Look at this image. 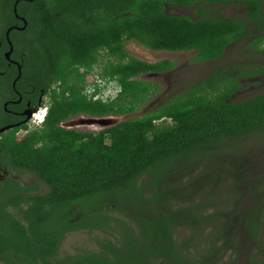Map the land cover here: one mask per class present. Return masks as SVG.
Segmentation results:
<instances>
[{
  "label": "trees",
  "instance_id": "16d2710c",
  "mask_svg": "<svg viewBox=\"0 0 264 264\" xmlns=\"http://www.w3.org/2000/svg\"><path fill=\"white\" fill-rule=\"evenodd\" d=\"M227 1L0 0V128L11 123L2 105L7 99H15L11 85L18 75L16 67L2 55L8 49L7 29L23 26L14 16V6L17 16L27 22L23 31L12 28L9 32L13 48L10 59L20 66L14 89L45 96L47 106L44 122L23 139L13 136L15 129L0 134V154L9 157L18 173L31 172L47 187L45 194L21 198L26 208L18 217L0 209L1 261L208 264L215 259L218 252L211 248L194 260L176 244L175 230L189 227L198 231L199 221L193 216L202 204L172 209L173 198L166 192L172 183L167 179H173L171 175L180 164L192 169L215 153L227 151L237 140L264 135V94L229 102L240 87L234 78L218 72L155 110L97 132L64 129L59 124L79 115L122 116L143 103L152 90L150 84L137 78L166 72L172 64L128 57L124 43L130 40L153 51H195L199 62L219 59L227 45L242 38L247 30L243 22L209 16L203 10L204 5ZM263 1L245 0L251 23L257 24L264 17ZM165 3L184 8L197 4L198 18L168 15ZM263 39L264 35L258 37L254 44L262 45ZM100 52H105L107 60L98 71L94 67ZM80 68L85 71L80 72ZM91 72L104 84L116 82L120 86L116 99L93 101L83 94L86 74ZM222 166L212 174L214 178ZM144 176L147 180L142 185ZM6 189L0 192V203L5 207L16 204L20 193L24 197V187L14 184L11 192ZM150 190L152 196L145 199V191ZM116 212L127 220L112 217ZM215 213L212 216L217 217L220 211ZM245 220L250 234L256 237L260 222L253 216ZM225 227L226 223L222 232H227ZM75 230L112 231L114 236L101 239L98 251L59 258L61 241ZM196 237L194 232L186 243L192 244Z\"/></svg>",
  "mask_w": 264,
  "mask_h": 264
},
{
  "label": "rangeland",
  "instance_id": "374dc122",
  "mask_svg": "<svg viewBox=\"0 0 264 264\" xmlns=\"http://www.w3.org/2000/svg\"><path fill=\"white\" fill-rule=\"evenodd\" d=\"M169 12H173L172 15L175 16L196 18L190 9L172 7L167 11ZM218 15L230 20L245 21L243 8L235 5L228 6ZM251 30L254 33L259 32L257 29ZM254 41V36L247 30L242 38L234 40L227 46L219 59L199 62L195 57V51L180 53L153 51L130 40L124 43L128 57L148 63L166 60L171 62V68L164 73L141 75L137 78L138 81L150 84L152 91L133 112L122 116L105 117L104 119H110L112 122L106 127H101L96 121H93L94 126L84 125L85 121L92 117L79 115L74 119L80 124L75 129L97 132L124 120L138 118L179 98L188 87L218 72L228 79L234 78L240 87L231 94L229 102H241L264 94V52L257 50L264 49V43L255 45ZM105 60H107L105 52H100L98 66L94 68L99 71ZM79 71L83 72L85 69L80 68ZM89 75L92 74H86V79H90ZM42 100L44 104L46 97L44 96ZM166 121L170 122L169 119ZM31 122L35 125L33 121ZM221 165L225 166L220 168V174L214 178L212 174L218 173L215 170H219ZM174 172L176 173L171 175L173 179H167L172 185L166 191L171 193L170 196L173 198L170 202L172 209L183 210L189 206L202 204V209H199L198 213L195 211L193 216L200 223H197L199 227L197 232L189 227L175 230V242L183 246L182 253L188 258L198 260L211 248L218 253L208 264H264V135L237 140L227 151L215 153L205 162L194 164V168L191 169L188 164H180L178 170ZM21 178L27 184L36 180V183L31 184L37 187L35 193L47 192V187L37 176L25 175ZM146 180L147 176H144L140 184H145ZM151 196V190L145 191V199ZM218 210L220 214L214 217ZM111 216L127 220V217L124 218L119 212ZM205 216H210L211 219L204 221ZM249 216H253L257 223L260 222L256 237L250 234L247 220L244 221ZM224 223L227 232H222ZM194 232L197 233L195 241L187 244L186 240L193 236ZM220 233L222 238L219 237ZM112 236H114L112 231H72L64 236L57 256L78 257L98 251L99 241ZM225 237L228 238L227 241L224 240Z\"/></svg>",
  "mask_w": 264,
  "mask_h": 264
},
{
  "label": "flooded vegetation",
  "instance_id": "af4514ba",
  "mask_svg": "<svg viewBox=\"0 0 264 264\" xmlns=\"http://www.w3.org/2000/svg\"><path fill=\"white\" fill-rule=\"evenodd\" d=\"M260 3H261L262 13L264 14V1L260 2ZM230 5H235L236 7H240V8L242 7L243 8V10L245 12V21H243V23L246 24L247 30L249 31V33H251L252 36H254V38H255L254 42H256L258 40V37H262V35H264V29L260 30L257 28L258 26L260 28H264V17L258 19L257 24L251 23L247 18V10L244 6L245 0H228L225 4H220V3H216L214 5L207 4V5H204L203 10H206L208 12L209 16L217 17V16H221L218 14ZM172 7H179L181 9H190L196 15V18H194V19L198 18V14H197V12H195L196 8H197V4H193L192 6H190L188 8H184V7H181L179 5H169V4L165 3L164 4V12L168 15H172L173 12L167 13V11H170L172 9ZM186 17L191 18L190 16H186ZM221 17H223V16H221ZM223 18H225V17H223ZM191 19H193V18H191ZM228 20H230V19H228ZM233 21H236V20H233ZM237 22H239V21H237ZM251 29H257V30H259V32L254 33V32H252ZM246 35H248V33ZM262 41L264 42V39ZM7 47L9 49L8 45H7ZM226 48H225V50H226ZM6 51L2 52L3 56H4ZM8 63H9V65L15 66L16 69L19 66L17 62L10 59V56H9ZM17 71H18V69H17ZM161 73H164V72H161ZM154 74H156V73H154ZM145 75H148V74H145ZM11 88H12L11 89L12 94L15 96V99H7L5 101V103H3L2 109L6 113H8L9 116L11 117V123H10V125H7V126H12V128H10L9 130L11 131V130L15 129V131L13 132V136L16 139L21 140L30 132V130L38 129L35 125H32L31 119H32V116L40 109V106L42 105V102H43L42 99L44 96L43 95L37 96V94H35L34 91H32V90L28 91L26 89L23 90L22 93H19L18 91H16L14 89L13 83L11 85ZM9 107H11L12 109H10ZM29 114H30V116L28 118L27 115H29ZM75 118L76 117L71 118L72 119L71 121L77 122L74 120ZM64 122L65 121L60 122L59 126L61 128H64V127H62V123H64ZM35 144L38 145V142H35ZM25 175L30 176V175H34V174H32L31 172H28V171H22V172L18 173L17 170H15L13 168L9 157L6 155L0 154V192H1V190H3V188H5V189L7 188L6 190L11 192V190L14 189V184L17 186H20V187H24V189L22 190L24 197H22V193H20L19 201L16 203L17 205L16 204H9L8 206L5 207L0 203V209H3L4 213L15 215V217L20 216V213H19L20 210L21 209L23 210L26 208V206H25V204H23V200H21V198H26L30 195L37 194V193H33L35 191L36 185H31V184L36 183V180L31 181V184H27L24 181H22V178H21L22 176H25ZM22 182H24V184ZM43 185H45V184L43 183ZM14 207H16V208H14ZM7 256L9 259L13 260L12 255L8 254ZM0 264H5V263L0 260Z\"/></svg>",
  "mask_w": 264,
  "mask_h": 264
},
{
  "label": "built area",
  "instance_id": "2783aa9c",
  "mask_svg": "<svg viewBox=\"0 0 264 264\" xmlns=\"http://www.w3.org/2000/svg\"><path fill=\"white\" fill-rule=\"evenodd\" d=\"M90 83H86V87L83 90V94L93 101L101 100L103 102H109L116 99L118 93L120 92V86L116 82H109L104 84L100 76L96 73H91ZM46 103V101H45ZM44 105L32 116V121L36 125H40L44 119V112L46 110V104Z\"/></svg>",
  "mask_w": 264,
  "mask_h": 264
},
{
  "label": "water",
  "instance_id": "95a60500",
  "mask_svg": "<svg viewBox=\"0 0 264 264\" xmlns=\"http://www.w3.org/2000/svg\"><path fill=\"white\" fill-rule=\"evenodd\" d=\"M16 4H17V2H16ZM13 13H14L15 18L22 22L23 26L22 27H12V28H14L15 30L23 31L24 28L26 27L27 23H26V21L23 18H19L17 16V14H16V6H14V8H13ZM12 28H8L7 31L5 32V42L9 46V49L4 54V58L7 61H9V56H10V54L13 51V48H12V45H11V42H10V39H9V32L11 31ZM17 69H18L17 78H19V76H20V67L18 66ZM17 78L14 80L13 86H14V83L16 82ZM29 116H30V114L27 115L28 118H29ZM104 118L105 117H92L90 119L88 118L85 121L84 125L94 126L95 123L93 121L99 122V125L101 127H106V126H109V125L112 124V122L110 121V119H104ZM79 125H80L79 123L73 122L71 120H69V121L66 120L64 123H62V127H64L65 129H74V128L78 127ZM112 126H114V125H112ZM10 128H12V126H4V127H1L0 128V134L5 133Z\"/></svg>",
  "mask_w": 264,
  "mask_h": 264
},
{
  "label": "clouds",
  "instance_id": "9594fccd",
  "mask_svg": "<svg viewBox=\"0 0 264 264\" xmlns=\"http://www.w3.org/2000/svg\"><path fill=\"white\" fill-rule=\"evenodd\" d=\"M80 72H81V71H80ZM91 73H93V72H91ZM91 73H90V74H91ZM87 80H88V79H87ZM43 105H44V104H42V105L40 106V108H41ZM44 113H45V117H44V119H43V122H44V120H45V118H46V115H47V106H46V110H45ZM162 120H163V119L158 120L157 123H156V121H155L154 123H155V124H158V123H160ZM43 122H41V124H42ZM41 124H40V125H41ZM35 126H39V125H36V124H35ZM74 129H75V128H74Z\"/></svg>",
  "mask_w": 264,
  "mask_h": 264
}]
</instances>
